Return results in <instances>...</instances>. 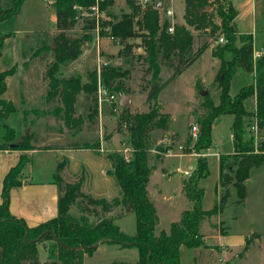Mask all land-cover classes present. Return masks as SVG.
Segmentation results:
<instances>
[{
	"label": "rangeland",
	"instance_id": "1",
	"mask_svg": "<svg viewBox=\"0 0 264 264\" xmlns=\"http://www.w3.org/2000/svg\"><path fill=\"white\" fill-rule=\"evenodd\" d=\"M232 1L239 10L238 19L236 17L239 29L251 28L254 14L259 23H264V14L260 15L264 11V0ZM158 4H160L159 7ZM219 5L220 0H207L204 5L208 14L207 24L197 27L188 24L184 18L185 0H147L144 4L140 0H113L106 10L102 9L105 11V17L102 20L113 21L114 15L133 13L134 9L139 8L141 11L147 7L153 8L157 10L161 23L167 21L170 25H183L193 34V50L203 42L211 46L205 48L195 61L171 80V67L161 65L157 73L159 82L169 79L156 98V101L161 104V110L168 114L169 123L166 129L153 128L150 131L149 140L152 153L155 152L157 146L164 148L170 143L174 145L173 151H167L162 159L153 162L156 169L147 182L148 194L157 212V230L168 229L171 221L179 219L182 208L187 209L192 206V202L186 197L184 191L182 194L180 190L181 188L183 190V180L192 175L197 153L192 152L195 156L191 160L186 154L181 155L176 150L182 151L179 145L184 146L188 143L192 146L197 138L193 136L191 126L197 125L198 117L203 111L200 106L203 95L200 92L206 91L205 95H208L213 102L218 100V90L213 81L219 59L212 52L218 44L215 40L223 36L217 15ZM167 8L173 11V15H166L165 9ZM52 10V0H25L19 15L14 18L10 27L13 34L3 40L0 70L11 66L16 69L19 66V68L6 77V90L0 96L11 100L16 107L15 112L0 122V141H3L6 136L11 138L10 143L26 147L38 148L48 145L63 148L38 152L31 166L27 163L21 176L27 172L33 176L41 172L40 178L47 180L49 171L55 170L54 167L56 168L58 161L66 158L68 160V166L64 172L66 179H72L73 174L83 171L85 179L82 189L85 192L97 197L112 198L119 195V186L113 175L111 163L105 154L115 149L129 157L132 151L130 126L128 122L121 120L122 109L125 107L119 105L118 86L121 85L124 88L126 91L124 93L131 100L126 106L129 112L148 111L149 103L150 105L154 103L153 100L149 101L152 94V74L146 72L147 65L142 62V59L136 58L137 53L142 52L139 44L140 38L134 36L125 40L124 44L130 45V53L135 55V58L130 59V56L121 54L120 49L123 45L119 44L118 39L111 37L108 32L109 27H107V35H101L99 32L92 34L91 40L84 43L81 54L75 60L58 65L56 76L62 78L74 76L83 85L88 83L90 70L94 67L98 69L104 62L109 63L120 71L114 80V87H106L108 93L113 94L114 98L98 101L99 84L104 86L101 78L96 80L95 92H91L88 96L84 90H78L73 92V99L69 98L64 102L60 96L47 97L52 57L51 51L43 47V44L49 43L51 39L46 38L45 42H42V39L39 40L40 32L37 29L51 26ZM140 15L138 13L137 17L140 18ZM81 24L79 17L76 27L71 32L72 36L80 34ZM134 27L139 33L140 29L136 23ZM7 29L8 26H4L0 32ZM253 42L255 45L263 44L264 34L260 40L255 38ZM236 44H240L239 40ZM54 47L52 44L51 49ZM229 55L225 52L224 57L228 58ZM253 73L239 69L231 81L230 92H236L241 85L255 78ZM18 77H21L20 84ZM197 83L202 88L200 92L195 88ZM58 90L62 91L63 87H59ZM253 104L251 98L246 100L248 110L252 109ZM94 105L97 106L95 115L88 109V106L93 108ZM64 112H69L73 116L74 126L71 127L65 123L64 119L67 118V114ZM232 120V114H223L211 127L212 144L210 153L206 156L208 174L198 180V186L203 188V209H209L223 191L219 187V195L216 196L218 167L215 152L230 151ZM251 120V118H245V124ZM244 128L243 138L250 140L254 146V137L245 126ZM176 134L178 140L175 138ZM188 137L190 142L187 141ZM96 141L99 142L97 151L67 146ZM206 151L207 149L201 150L200 155ZM31 168L33 172H29ZM180 169L191 170V172H186L185 176L180 173ZM228 190L230 195L226 199V206L220 217L212 216L200 224L204 244L194 247L180 246V264H264V161L249 170L244 203L235 202L236 191L231 185L228 186ZM118 210L119 208L115 207L107 215L115 216ZM70 213L75 216L79 215L74 205L70 207ZM219 218L225 221L223 225L226 226L227 233L220 232ZM89 220L94 221L95 219L89 216ZM135 221L133 212H127L114 218L115 224L126 234L135 233ZM253 232L258 235L257 238L240 255L243 251L245 237L251 236ZM47 243L48 241H44L37 244L38 264L49 262L45 249ZM137 258L138 249L135 245L120 246L114 242H102L90 254H84L82 264H109L114 260L135 262ZM22 264L32 263L23 262Z\"/></svg>",
	"mask_w": 264,
	"mask_h": 264
},
{
	"label": "trees",
	"instance_id": "2",
	"mask_svg": "<svg viewBox=\"0 0 264 264\" xmlns=\"http://www.w3.org/2000/svg\"><path fill=\"white\" fill-rule=\"evenodd\" d=\"M25 0H0V29L8 26L4 32H0V54L3 40L13 34L10 28L14 18L20 12ZM95 0H52L55 11V28L41 30L39 40L51 39L44 43L43 47L51 51L52 70L50 71V85L46 91L47 97L60 96L61 99H73V92L84 90L88 96L96 90V80L101 78L105 87H114V80L119 75V69L109 63L101 64L99 73L97 69L88 72V83L81 85L79 79L74 76L66 78L56 76L58 65L75 60L82 51L84 43L92 38L96 32V21L92 16H80L82 9L94 4ZM113 0H102L100 9H105ZM207 0H185L184 18L188 24L201 26L207 24V12L204 5ZM80 7L82 9H80ZM133 13L112 15V20L100 22L99 33L109 34L118 39L123 45L120 52L124 56L135 58L130 53V45L124 44L127 38L139 37L142 52L137 53L136 58L142 59L147 65L146 72L152 74L153 85L149 98L154 103L149 110L131 113L127 108L122 109L121 120L128 122L130 126V140L132 151L128 159L122 152L115 149L106 152L105 156L112 166L113 175L119 186V195L112 198L93 196L82 189L84 184V172L75 173L72 179L64 177L68 160L63 158L58 161L53 181L57 186V213L55 216L29 226L24 219L12 215L9 211L10 190L21 182V173L29 160L27 153L20 154L17 163L11 166L5 173L1 186L0 200V264H22L29 262L38 264L37 244L48 241L45 245L47 264H82L84 254H90L102 242H114L120 246L135 245L138 249V258L135 262L114 260L109 264H180L179 248L181 245L194 247L204 244L203 234L200 232V224L212 216H217L225 207L226 199L230 195L228 186L236 191L235 202L242 203L246 196V180L250 168L260 165L264 161V144L258 151L250 140H245V118L255 119L259 129L264 130V54L252 59L253 36L251 33H239L235 18L238 9L232 0H220L217 15L220 19V32L226 38V42L218 43L213 49V54L218 57L214 81L218 90V100L213 102L208 95H203L200 106L203 111L198 117L199 127L196 140L191 146H181L182 152L195 151L196 163L192 175L183 180V191L192 202L190 208L184 209L176 221H172L168 229L157 230V212L153 201L150 199L147 182L151 175L154 161L161 158L170 145L157 146L154 153L150 145L149 133L153 128L166 129L169 116L161 110V104L156 101L159 92L167 81L159 82L157 73L161 65L172 68L171 78L180 74L188 65L195 61L209 46L203 42L193 50V34L183 25L171 24L172 31H168L170 24L167 21L160 22L157 10L149 7L143 11L134 9ZM140 13L137 17V14ZM142 16V17H141ZM80 17V34L72 36L71 32L76 27ZM136 20L134 21V18ZM7 25H6V24ZM137 24L140 32L137 33L134 24ZM109 27L107 32L105 28ZM106 34V35H107ZM239 40L240 44H236ZM52 44L54 48L51 49ZM229 53L225 58L224 54ZM11 66L0 70V96L6 90V77L15 72ZM239 69L246 72H254V81L241 85L236 92H230V84ZM92 84V87H91ZM63 87L59 91V87ZM56 88V89H55ZM75 88V91L73 89ZM195 88L202 90L197 83ZM67 90V91H66ZM120 92H126L119 85ZM254 97V108H246V100ZM88 106L90 113H97V106ZM58 110V109H57ZM60 110V109H59ZM16 111L14 103L0 97V122ZM65 123L73 125V116L69 112ZM223 114H232L233 120L230 127L232 136V152L220 153L218 156L217 187L223 189L220 196L215 199L209 209L202 208L203 188L198 186V180L208 174L206 156L200 155L201 150L208 149L212 144L211 127ZM78 119L80 118L77 117ZM189 137L187 141H189ZM11 138L4 137L0 141V150L16 148L27 150L35 147H26L17 143H10ZM190 142V141H189ZM69 148L99 150V142L74 143ZM60 148L43 145L38 149ZM76 206L79 215L70 213V207ZM118 207L116 215H107ZM127 212H133L136 219L134 234H126L114 222L116 216ZM92 216L95 220H89ZM226 227L220 226L223 233ZM256 233L246 236L243 251L257 238ZM46 264V263H45Z\"/></svg>",
	"mask_w": 264,
	"mask_h": 264
},
{
	"label": "crops",
	"instance_id": "3",
	"mask_svg": "<svg viewBox=\"0 0 264 264\" xmlns=\"http://www.w3.org/2000/svg\"><path fill=\"white\" fill-rule=\"evenodd\" d=\"M52 7H53V4H52ZM167 9H170V8H167ZM167 9H165V13H166ZM246 11H249V9H246ZM19 13L17 14V16L19 15ZM263 14H264V11L261 12L260 15H263ZM172 15H173V11H172ZM237 15H239V10H238ZM256 18H257V16L254 14V17L252 18L251 28L243 27L241 29H239L237 22H236V18H235V22H236L238 32L241 34L242 33H245V34L251 33L253 36V39L258 38V40H260L264 34V23H259V20H257ZM50 19H51L52 23H51V26L49 28H43V29H37V30L38 31L45 30V29L51 30V31L54 30V28H55L54 7H53V10L51 11ZM237 19H238V17H237ZM260 45H262V44H256V46H260ZM208 47H211V46H208ZM18 68H19V66H18ZM17 69H15V71H17ZM254 74L255 73H253V76H254ZM253 76H252V78H253ZM18 79H19V84H20L21 83V77H18ZM253 79L250 80V82H252ZM250 82H247V83H250ZM251 99L253 100V103H254V97H252ZM253 108H254V104H253L252 109ZM230 136H231V132H230ZM175 138H176V140L179 139L177 134H176ZM231 142H232V136H231ZM167 145H170V148L167 151H170V150L173 151L174 145L172 143L167 144ZM60 149H63V148H54V149L53 148H51V149L34 148V149H28V150L8 148V149L0 150V192H1L2 181H3L5 173L8 171V169L11 166H13L17 163L21 153H23V152L27 153V155L29 156V160L27 161V163H30V166H31V164L33 163V158L38 152L44 151V150L45 151H51V150H60ZM76 149H80V148H76ZM210 149H211V147H209L207 149L206 153H204L205 156H207V154L210 153ZM232 150H233V146L231 147L230 151H228V152H232ZM167 151L162 153V156L165 153H167ZM176 151H177V153H180L181 155L186 154L189 157V159H191V160H192V157L195 156L194 153H184L181 150H176ZM228 152H225V153H228ZM215 153L217 155V167H218V156L221 152L217 151ZM162 156L159 159H162ZM27 163L25 164L24 169L26 168ZM54 169H56V168L54 167ZM155 169H156V165H153V168L151 169V174L154 173ZM54 171L55 170H53L51 172L49 171V173H48L49 177L47 178V180H42L40 178L41 177L40 174H42L41 172H39L40 173L39 175L36 173L34 176L28 172L24 173L23 176H21L20 184L13 186L10 190V199H9V211H10V213L16 217H20V218L24 219L26 224L29 226L38 224L39 222L45 221V220L55 216L57 213V186L53 181ZM29 172H33L32 168L30 169ZM186 172H191V170L180 169L181 174L185 175ZM35 177H37V178L39 177V178L37 179ZM217 179H218V169H217ZM217 179H216V181H217ZM215 189H216V187H215ZM180 192H182V194H183L182 188H181ZM215 193H216V196L219 195V187H217V189L215 190ZM246 193H247V191H246ZM0 200H1V196H0ZM244 201H245V199H244ZM244 201H243V203H244ZM184 209H185V207L182 208L181 211ZM223 211H224V209H223ZM222 212L219 213L217 215V217H220V214H222ZM224 222L225 221L223 219L219 218V221H218L219 230H220V226L226 227L225 225H223ZM223 233H227L226 228L224 229ZM253 233H255V232H253Z\"/></svg>",
	"mask_w": 264,
	"mask_h": 264
},
{
	"label": "built area",
	"instance_id": "4",
	"mask_svg": "<svg viewBox=\"0 0 264 264\" xmlns=\"http://www.w3.org/2000/svg\"><path fill=\"white\" fill-rule=\"evenodd\" d=\"M102 0H95L94 4L88 6L86 9H82L80 7V9H82V11L80 12V16H92L94 17L95 21H96V33L99 31L100 29V22L102 21V19L105 17V11L100 9L99 7V3ZM142 4L146 3L147 0H140ZM166 14L171 16L172 15V10L171 9H167L166 10ZM106 29V28H105ZM172 25H170L168 27V31H172ZM112 37V36H111ZM113 38V37H112ZM218 43H224L226 42V38L223 36L218 37L217 40H215ZM264 54V44L260 45V46H256L253 42V47H252V59L256 60L257 58L261 57ZM106 62L102 63L105 64ZM100 71V66L97 69V72L99 73ZM99 79V78H98ZM98 95V101L101 102L102 99H113L114 95L108 93V90L105 86H102L99 84V89L97 92ZM199 126L198 124H194L191 126V130H192V134L193 136L197 135ZM246 129L248 130V132L254 137L255 141H254V151H258V148L264 144V130L259 129L256 123L255 119H252L247 125H246ZM259 142V143H258ZM181 148V145L179 146ZM264 152V149L262 150ZM125 159H128L129 157L124 156Z\"/></svg>",
	"mask_w": 264,
	"mask_h": 264
},
{
	"label": "water",
	"instance_id": "5",
	"mask_svg": "<svg viewBox=\"0 0 264 264\" xmlns=\"http://www.w3.org/2000/svg\"><path fill=\"white\" fill-rule=\"evenodd\" d=\"M157 6L159 7L160 4H158ZM200 94L205 95V94H207V92L201 91ZM130 102H131L130 98L124 92L119 93V105L121 107H126Z\"/></svg>",
	"mask_w": 264,
	"mask_h": 264
}]
</instances>
